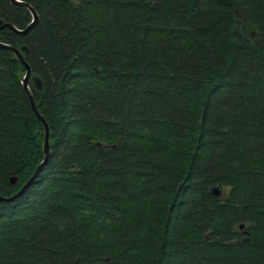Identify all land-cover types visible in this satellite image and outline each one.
Masks as SVG:
<instances>
[{"label": "trees", "instance_id": "trees-1", "mask_svg": "<svg viewBox=\"0 0 264 264\" xmlns=\"http://www.w3.org/2000/svg\"><path fill=\"white\" fill-rule=\"evenodd\" d=\"M21 1L0 42L49 156L0 201V264H264V0ZM23 73L0 48L2 196L43 157Z\"/></svg>", "mask_w": 264, "mask_h": 264}, {"label": "water", "instance_id": "water-1", "mask_svg": "<svg viewBox=\"0 0 264 264\" xmlns=\"http://www.w3.org/2000/svg\"><path fill=\"white\" fill-rule=\"evenodd\" d=\"M9 2L12 4H17V5L23 6L24 8H26L31 15V19H30L29 23L26 24V26L23 29H18L16 27H14L11 23H6V22L3 23L2 20L0 19V29L6 27V28L10 29L11 31L15 32L16 34L23 35L36 22V18H37L36 13L31 8V6L24 1L9 0ZM0 48L10 51L14 55V57L17 59V61L23 66L24 73L21 74V76H20V84L22 86L23 92L26 96L29 108H30L33 116L41 123L42 128H43V140L41 143V150L43 153V157H42L41 161L35 166V168L33 169V172L29 176V178L13 194H11L9 196L0 195V201L8 202V201H11V200L17 198L18 196H20L23 193L24 189L32 182V180H34L36 178L37 174L39 173L41 166L46 162V160L49 156L48 128H47V124H46L44 118L36 110V107L34 105L33 98L31 95V91H30V88L28 86V83H30L33 90H35L37 92H40L42 90V82H41L40 77L36 74L31 73V70H30L28 64L23 59V54L26 50L25 47L23 45H20L18 48H16L12 45L0 42ZM16 179L17 178L15 175H11L8 177L7 181L10 185H14L16 182ZM180 185H181V183L178 184L177 189L180 187ZM211 193L215 196H218L220 194V190L217 187H213L211 189ZM241 226L242 225L240 224L239 227H241Z\"/></svg>", "mask_w": 264, "mask_h": 264}]
</instances>
